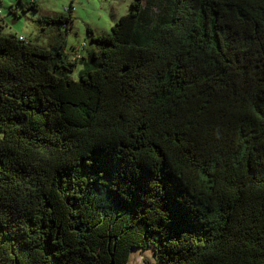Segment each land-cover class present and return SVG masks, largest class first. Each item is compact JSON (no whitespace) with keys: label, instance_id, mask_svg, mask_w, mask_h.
<instances>
[{"label":"trees","instance_id":"trees-1","mask_svg":"<svg viewBox=\"0 0 264 264\" xmlns=\"http://www.w3.org/2000/svg\"><path fill=\"white\" fill-rule=\"evenodd\" d=\"M72 20L0 24V264H264V0H132L75 61Z\"/></svg>","mask_w":264,"mask_h":264},{"label":"rangeland","instance_id":"rangeland-1","mask_svg":"<svg viewBox=\"0 0 264 264\" xmlns=\"http://www.w3.org/2000/svg\"><path fill=\"white\" fill-rule=\"evenodd\" d=\"M132 0H37V8L27 7L31 0H2L0 24L3 34L22 35L26 41L40 46H49L51 35L40 28L37 20L41 17H58L72 10V27L68 29L65 53L74 58V48L81 54L95 47L88 28L94 34H107L120 16L127 13ZM11 5L17 7L18 13L10 12ZM46 25V28L49 26ZM63 29V28H62ZM84 47H81L82 43ZM81 64L71 71L70 75L78 79ZM1 135V131H0ZM127 264H159L152 246L132 247L129 251Z\"/></svg>","mask_w":264,"mask_h":264},{"label":"built area","instance_id":"built-area-1","mask_svg":"<svg viewBox=\"0 0 264 264\" xmlns=\"http://www.w3.org/2000/svg\"><path fill=\"white\" fill-rule=\"evenodd\" d=\"M1 14H2V9H1V5H0V16H1ZM20 38L23 39L24 37L22 35H20ZM84 44L85 43L83 42L81 44V47H83ZM73 52L76 53V54H75L74 58H71V56H70L71 60H74V61L75 60H78L80 58V55H81V53L79 52L78 48L75 47L74 50H73Z\"/></svg>","mask_w":264,"mask_h":264}]
</instances>
